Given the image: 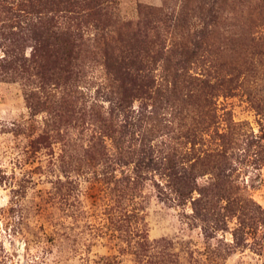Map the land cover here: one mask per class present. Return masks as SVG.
<instances>
[{
	"label": "rangeland",
	"instance_id": "obj_1",
	"mask_svg": "<svg viewBox=\"0 0 264 264\" xmlns=\"http://www.w3.org/2000/svg\"><path fill=\"white\" fill-rule=\"evenodd\" d=\"M100 1L108 15L96 2V14L70 18L51 0H0V264H264V222L235 239L239 210L216 222L225 199L202 215L197 192L180 196L169 177L172 163L231 133L241 205L264 212V0ZM30 9L55 10L41 27ZM181 36L201 41L193 71L219 83L216 118L137 92L124 112L107 100L106 86L118 85L109 58L150 38L178 50ZM60 42L75 60L59 59ZM191 116L203 137L195 145L183 127Z\"/></svg>",
	"mask_w": 264,
	"mask_h": 264
},
{
	"label": "trees",
	"instance_id": "obj_2",
	"mask_svg": "<svg viewBox=\"0 0 264 264\" xmlns=\"http://www.w3.org/2000/svg\"><path fill=\"white\" fill-rule=\"evenodd\" d=\"M109 1L112 2V0ZM51 2L53 5H63V8L59 12H67L65 15H70V18H79L85 14L88 16L96 14L97 12L93 11L94 8L98 7L96 4L94 5L96 2L101 6L102 10L105 9L103 13L105 16L111 12L110 8H108L109 3L107 2L106 5L102 6V1L100 0H51ZM53 10L55 9H50L48 12H52ZM98 10L101 9L98 7ZM48 12H45L43 15L42 11H33L31 9L24 11L25 16L29 20H37L36 22H39L41 27H44L48 20H52V18L48 17ZM98 14L103 15L99 12ZM173 25L176 26L175 24ZM204 35L205 33L201 32L199 36L200 40ZM181 37L177 43L179 45L178 50L166 49L161 44L159 38H150L132 44L129 48L130 51L125 55L122 52L119 56L109 58L108 62H106V67L108 68V72L113 75V81L118 85L115 86L111 83L106 86L105 95L107 100L116 98V102L124 112L126 110V106L123 105L124 102L128 100L130 95L137 92L143 97L153 100L177 99L184 103L192 104L196 106V111L201 117L200 121H204L203 119H206V116L211 120L216 118L214 97L219 90V83L212 81L213 77L211 78L205 73L199 74L193 71V65H195L198 59V48L201 47V41L195 40L192 42V40H187V37ZM188 42L190 46H188ZM60 49L61 54L59 55V59L61 58V60L67 62H71L72 58L75 60L74 56H72V52L74 51L73 46L68 42L64 45V49L62 42H60ZM166 54L167 56L165 57ZM161 61L168 62L169 65L163 64L161 68L162 73L157 76L155 74L157 70L156 66ZM62 70L63 68L59 66L57 73H60ZM188 117L189 115L186 116V118ZM191 118L193 122H185L183 127L186 130V137L192 138L191 143L195 145L197 142L203 140V137L201 131L194 126V117L191 116ZM120 126L126 127V123L123 122ZM230 134L219 135L220 142L216 144L217 147L201 150L200 153H193L192 158L188 160L186 157V161L182 162L181 166L176 164V162L172 163L169 167V177L178 186L177 192L180 196L191 197L194 191L197 192L198 197L191 201L192 204L200 202L205 205L203 207L205 213H202V215L212 211L210 210V206L207 205H211L214 197H219V203L225 199L227 205H219V209L213 210L219 216L216 222L221 221L220 210H225L227 207H233L235 211L239 210L240 216L237 217V227L234 231V238L237 239V234L243 233V228H249L250 231L256 230V227L264 222V212L252 199H249V201L254 203L259 211L255 212V208L244 210L245 207L241 205L245 197L239 192L240 187L236 182V178H232L231 176V173L235 169L231 162L232 154L229 151V147L226 146L227 142H225ZM242 135H244L243 139L251 137L247 142L248 146L252 143L253 138H257L252 132L251 134ZM262 159L261 157H253V162L257 165ZM210 161L214 162L213 166H211L210 181L205 186H198V167L199 165L209 164L211 163ZM215 207L217 206L215 205Z\"/></svg>",
	"mask_w": 264,
	"mask_h": 264
}]
</instances>
